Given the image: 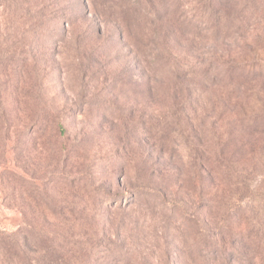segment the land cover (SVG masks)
I'll list each match as a JSON object with an SVG mask.
<instances>
[{
    "label": "rangeland",
    "instance_id": "1",
    "mask_svg": "<svg viewBox=\"0 0 264 264\" xmlns=\"http://www.w3.org/2000/svg\"><path fill=\"white\" fill-rule=\"evenodd\" d=\"M211 4L212 27L202 0H0V228L27 227L24 263L252 264L236 181L250 160L232 151L257 143L240 120L264 83L202 71L215 53L264 65V0ZM182 101L192 144L168 130ZM252 205L264 227V196Z\"/></svg>",
    "mask_w": 264,
    "mask_h": 264
},
{
    "label": "trees",
    "instance_id": "2",
    "mask_svg": "<svg viewBox=\"0 0 264 264\" xmlns=\"http://www.w3.org/2000/svg\"><path fill=\"white\" fill-rule=\"evenodd\" d=\"M153 0H129L130 4H138L141 6L143 10H151ZM204 8H213L211 7L212 0H202ZM211 4V5H210ZM193 14V13H191ZM207 15H201L200 20L209 26H213L220 21L219 15L220 13L212 9L205 13ZM229 55V54H227ZM225 54L217 53L212 56L215 59L210 64L211 72L202 71V74L208 80H227L228 82L232 81H240V80H256L259 79L264 83V65L260 68L256 67V63L249 65L247 61H240L233 59ZM259 62V61H256ZM219 63L217 67H213V64ZM160 65V68L164 66L157 62ZM209 70V69H207ZM176 72L175 74L178 76ZM194 75V73H193ZM179 80V76L175 79V83ZM194 83H197L194 81ZM183 84H181V89ZM179 88V87H178ZM196 87L191 85L186 86L185 92H187L188 100L191 103L194 101L193 98L197 94ZM190 91L188 92V90ZM180 103V104H179ZM177 103V105L171 110L169 114V118L172 119V125L168 130L170 132L175 131V133L187 144H192V139L195 138L196 132L193 123L190 121L189 117L186 114V104L184 101ZM189 103V101H188ZM242 123L241 130L245 132L244 135L249 136L251 141H255L257 143L251 145H245L243 148L235 149L232 152H241L247 155L248 160L250 162L245 163L244 167L241 168L240 175L237 174L236 181L238 178V183L245 184V191H243L239 195L238 206L242 213V219L246 220V224L248 226L247 231H245L244 235H246L245 240H253L255 244V250L251 253L250 263L252 264H264V227L260 224V219L256 216H250L254 213V206L252 205V199H255L258 194H262L264 196V144H260L258 138H254V135H262L264 134V106H262L258 111L248 115V117H244L240 120ZM211 138L214 139L213 145L216 147L212 151L208 152V159L212 158V155L215 158L214 165H212L214 171L219 175L225 176L224 173V162H221L219 158L223 161H226V144L220 141V134L216 133L213 129H210ZM195 141H193V145ZM257 160L255 161L254 160ZM254 160V162H252ZM243 209V210H241ZM248 233V234H246ZM30 233H27V227H21L14 232H8L5 229L0 228V253L9 257L10 260H18L23 264L27 260V255H25V250L27 249V236ZM241 243H245L244 239H240ZM247 242V241H246ZM221 256L224 258L223 253ZM234 256L240 258V253H236Z\"/></svg>",
    "mask_w": 264,
    "mask_h": 264
}]
</instances>
